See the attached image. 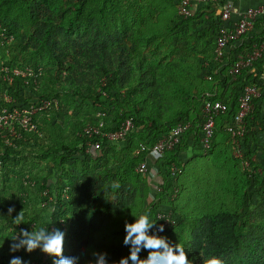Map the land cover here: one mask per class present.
<instances>
[{
	"label": "trees",
	"instance_id": "trees-1",
	"mask_svg": "<svg viewBox=\"0 0 264 264\" xmlns=\"http://www.w3.org/2000/svg\"><path fill=\"white\" fill-rule=\"evenodd\" d=\"M226 2L230 0H222ZM144 5L122 0H0V23L17 53L5 65L11 70L31 66L37 74L0 84V111L37 109L31 119L37 130L18 124L21 138H14L15 147H7L0 136L5 170L0 187V264H9L13 256L42 264L36 253L23 257V249L13 253L9 246L26 225H35L32 231L46 227L41 215L50 208L57 213L53 235L57 230L66 233L64 259L95 264L93 253L106 252L108 264H114L129 255L123 244L125 221L147 214L158 224L161 207L172 214L174 224L160 236L168 238L170 247H183L192 264L213 256L225 264H264V59L237 81L228 77L237 58L264 37V19L234 46L243 54L230 53L222 65L215 57L223 26L217 11L201 6L193 18H177L162 27L145 22ZM5 59V51H0V62ZM207 76L212 80L204 79ZM248 85H257L262 95L247 119L243 156L236 158L227 129ZM217 101L224 102L228 112L216 118L212 147L205 151L204 108ZM45 102L52 105L44 107ZM127 120L133 128L124 142L102 140L99 151L87 146V125L103 121L106 131L114 132ZM179 126H188L180 144L163 159L149 161L161 177L151 200V178L136 171L148 153L135 152L142 146L151 149ZM189 150L194 158L186 162ZM40 162L47 172L42 166V171H34ZM245 162L248 167L241 169ZM175 167L203 183L192 189V181L173 173ZM24 171L36 186L34 194L21 198L13 183ZM55 176L56 194L50 190ZM194 204L202 211L190 215L186 209ZM10 207L15 209L11 215ZM21 211L24 219L18 225L13 218ZM47 234L46 230L42 240ZM139 256L146 259L147 251L142 249ZM59 258L49 256L47 262Z\"/></svg>",
	"mask_w": 264,
	"mask_h": 264
},
{
	"label": "built area",
	"instance_id": "built-area-1",
	"mask_svg": "<svg viewBox=\"0 0 264 264\" xmlns=\"http://www.w3.org/2000/svg\"><path fill=\"white\" fill-rule=\"evenodd\" d=\"M201 6H209L217 11L220 16L223 26L221 27L215 45V57L222 65L227 64V57L230 56L231 49L238 44L243 43L251 33L255 31L256 24L260 19H264V4L252 6L244 11H236L230 2L222 4V0H182L178 7V14L183 19H190L195 16L196 10ZM239 15L238 20H234V15ZM0 23V27H1ZM3 29V27H1ZM0 29V30H1ZM264 59V37L262 40L252 47V50L239 56L234 65L228 70V77L231 81H237L245 70L252 69L254 65ZM37 74L33 69L23 70L15 68L11 70L8 68L3 73L5 82L13 83L16 77L35 78ZM262 95L261 89L257 85H248L241 92L238 99V112L236 113L233 125L227 129L230 135L234 155L237 158H242V141L247 132V119L251 118L255 112V101ZM10 102V101H9ZM51 103H44V107H49ZM37 109L32 106L31 109L17 111L16 109L10 111L2 109L0 111V136L7 147H15L14 138L20 139L21 134L17 129L19 124L25 130L36 131V126L32 123V115L36 113ZM228 106L224 102H208L204 108L205 122L202 128V144L205 151L212 147L213 138L215 136L216 118L226 114ZM133 128L132 120L124 122L118 131L107 132L106 124L101 121L98 124L87 125L83 129V135L87 138V146L93 151L101 150L102 140H107L109 143L124 142ZM188 126H179L172 130V132L151 149L142 146L140 150L135 152V155L147 152V158L136 169L137 173L143 176L149 175L154 166L149 162L150 159L159 161L163 159L165 152L173 150L180 144L181 139ZM182 171L174 168V174H180ZM68 190V189H67ZM66 190V191H67ZM48 193H44L47 195ZM176 196H174L175 198ZM153 199L154 196H153ZM45 206V204L43 205ZM157 225H164L165 231L158 233L162 235L168 231L174 224L172 214L161 210L157 214ZM156 233V229L154 231ZM148 252H155V249H149ZM32 264H37L33 262Z\"/></svg>",
	"mask_w": 264,
	"mask_h": 264
},
{
	"label": "clouds",
	"instance_id": "clouds-1",
	"mask_svg": "<svg viewBox=\"0 0 264 264\" xmlns=\"http://www.w3.org/2000/svg\"><path fill=\"white\" fill-rule=\"evenodd\" d=\"M113 187H119L118 184H114ZM15 209L10 207L8 214L11 215ZM24 219L23 212H19L14 218L16 224H20ZM156 229V233L149 235L150 230ZM45 228H41L39 231L21 230L20 234L12 240L13 243L9 246L10 252H18L21 249L26 250L28 253H32L38 246L39 241L44 237ZM125 236L123 244L129 247V255L121 257L118 262L114 264H128L129 260L133 264H192L188 259V255L184 251L183 247L178 244L171 247L167 243L168 238L166 236H160L158 233L164 232V225H157L149 221L147 214H142L138 218H134V221L124 223ZM66 233H62L57 230L56 234L46 240L43 247V252L47 254H54L60 257L58 260L53 261V264H71V260H66L62 257V249L64 246V236ZM165 248V252L160 254L158 252H148L146 259H141L139 253L141 250L159 249ZM178 253V254H174ZM107 253L95 252V264H108ZM9 264H29L22 257L13 256ZM89 264H92L90 261ZM203 264H225V262L213 256L210 259H205Z\"/></svg>",
	"mask_w": 264,
	"mask_h": 264
},
{
	"label": "rangeland",
	"instance_id": "rangeland-1",
	"mask_svg": "<svg viewBox=\"0 0 264 264\" xmlns=\"http://www.w3.org/2000/svg\"><path fill=\"white\" fill-rule=\"evenodd\" d=\"M122 1L123 2L139 1V2L142 3V5H144V2H145V5L142 8L143 13H144L145 22H151V23L158 22L159 25L162 26V27H165L166 25H169V22L172 21V20H175L177 18H179V19L181 18L179 16V14H178V7H179L180 4H179V2L177 0H122ZM1 27H4V26H1ZM1 27H0V29H1ZM5 32H6L5 28L0 30V37L3 39L2 42L0 41V51H5V53H6V59L2 60L0 62L1 63V65H0V84H1V82H5L4 78H3V73L8 68H10L8 65H5V63L7 61H9L10 59H13L15 57V55L17 54L16 51L11 47L12 43L14 42L13 39L6 37L5 36ZM32 68L33 67H31V66H27L23 70H30ZM38 71H40V73H43L42 69H39ZM204 79H206L207 81L212 80L210 78V76H207ZM9 84H11V83H9ZM6 101L9 102L10 99L8 97H6ZM53 103L56 104V102H53ZM51 105H52V103H51ZM98 115H100V114H98ZM231 144H232V142H231ZM232 153L234 155L233 147H232ZM40 166H42L43 169H44L43 173L48 171V169L46 168V166H45V164L43 162H40L39 167L34 169V171L35 172L40 171V170L42 171ZM245 167H248V164L246 162H245V164L243 166L241 165V169H244ZM51 168H54V167H51ZM154 169L155 168H153V170ZM4 171L5 170L3 169V165H1V163H0V187L2 185L1 181L3 180V177H4V175L2 177V174H3ZM55 175H57V171H55ZM151 175H152V172L149 175H147V176H151ZM58 176H55L50 181V190H52V193L55 192V194L57 193L56 179H57ZM193 179L194 178H192V180H191L192 183L191 184L189 183V185H190V187L192 189H194L196 186H200L203 183L201 178L197 179L195 181H193ZM186 185H188V183ZM35 186H36V180L34 178H32V176H30L29 173H27V171H24V173L21 174L13 183V187H14L15 192L21 198H25V197L30 196V194H34ZM67 189H69V188H67ZM155 193H156V191H154L152 189L151 193H150V199L151 200L153 199V196H154ZM176 194H178V193L176 192ZM186 194H187V192H186ZM65 195H66V190L62 194V197H64ZM53 197H54V195H53ZM53 197H51V199H53ZM195 205L196 204H194V206L191 207L190 209H186L188 214H190V215H193L194 213L195 214H199V212L202 211V209L200 207H195ZM41 208H42V206H41ZM163 209L164 208L161 207L158 210V212H160V210H163ZM56 215H57V213L54 212V208H50V210H48V211L44 210L43 214L41 215V221L46 223V227H44V228L47 230L48 234H47V237H46L45 240L41 239L39 241L37 248L33 252L38 255V258L40 259V263H42V264H49L47 262V260L49 259V256H54V254L50 255V254L44 253L43 252V247H44V244L46 243V240L48 238H50L51 236H53V233H54V231H53V229H54V225H53L54 218L53 217H56ZM34 223H36V222H34ZM34 226L35 225H33V224L26 225L25 229L28 230V231H32V228ZM16 253L21 254V251H18ZM26 253H28V252L22 250V254H24V255H22L23 257L27 256V255H25ZM30 254L31 253H29V255ZM36 254H32V255H36Z\"/></svg>",
	"mask_w": 264,
	"mask_h": 264
},
{
	"label": "crops",
	"instance_id": "crops-1",
	"mask_svg": "<svg viewBox=\"0 0 264 264\" xmlns=\"http://www.w3.org/2000/svg\"><path fill=\"white\" fill-rule=\"evenodd\" d=\"M230 3L234 6L235 10L238 12H242L244 11L245 9L249 8V7H252V6H257V5H260V4H264V0H230ZM235 19H239V15H234V20ZM243 51H241L239 49V47H233L231 49V56H234V54H238V55H241L243 54L242 53ZM237 55V56H238ZM185 159H186V162L192 160L194 158V154L192 153V150H189L188 153H186L184 155ZM187 164V163H185ZM158 172L156 170V168L152 171V175L149 176L151 178V183H152V189L153 188H157L159 186V184L161 183V177L158 176ZM183 174V173H181ZM184 177L185 179H187V182H189L190 178H188V173L185 172L184 174ZM191 181V180H190ZM153 190H156V189H153Z\"/></svg>",
	"mask_w": 264,
	"mask_h": 264
}]
</instances>
